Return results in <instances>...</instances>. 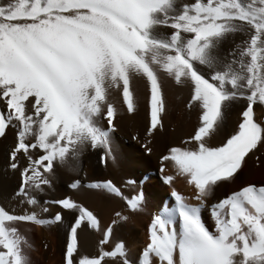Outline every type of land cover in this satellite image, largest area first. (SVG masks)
I'll use <instances>...</instances> for the list:
<instances>
[{
	"label": "snow or ice",
	"instance_id": "obj_1",
	"mask_svg": "<svg viewBox=\"0 0 264 264\" xmlns=\"http://www.w3.org/2000/svg\"><path fill=\"white\" fill-rule=\"evenodd\" d=\"M135 80L150 94L138 141L146 155L164 130L165 80L188 89L185 107L198 119L187 139L158 156L173 203L150 214L133 253L113 237L128 215L116 211L102 227L94 210L69 196L42 204L38 197L60 171L86 177V153L118 167L110 97L119 92L134 113ZM10 135L18 208L0 205V264H35L32 228L63 225L62 212L74 214L62 264H264V183H244L212 202L250 161L264 167V0H0V141ZM178 179L190 196L176 190ZM68 187L119 198L131 214L145 210L142 191L126 197L111 179L77 178ZM46 205L61 211L45 218ZM206 207L213 226L202 218ZM87 230L100 234L93 250L82 241Z\"/></svg>",
	"mask_w": 264,
	"mask_h": 264
},
{
	"label": "bare ground",
	"instance_id": "obj_2",
	"mask_svg": "<svg viewBox=\"0 0 264 264\" xmlns=\"http://www.w3.org/2000/svg\"><path fill=\"white\" fill-rule=\"evenodd\" d=\"M134 99L136 111L132 114L127 112L122 102V97L117 91L111 94V100L117 109V116L114 121L116 131L113 134V145L119 161L118 167L111 164L104 168L98 163V155L95 152L86 153L82 158V167L87 173L77 176L66 170L57 173L51 190L39 196L41 204L44 200L60 199L69 196L77 202L94 210L101 219L102 227L111 222L116 211L129 216L127 222H119L113 237L124 239L132 247L133 253L137 252L146 239V228L150 221V214L158 211L164 204L171 206L173 200L170 196L171 189L161 180L159 171L158 156L165 147L171 144H178L180 140L187 139L197 125L198 113L196 110L186 109L189 92L187 88H179L172 81H164L165 112L163 117V132L153 137V153L146 155L140 148L145 129L149 121V91L144 80L133 82ZM239 116V105L233 108L229 115V127H235ZM137 140H133V136ZM11 142V135L8 141H0V205H9L18 208L12 193L18 188L19 174L8 167L6 155L7 145ZM171 168H165V174H170ZM81 179L82 183L93 180L111 179L121 188L126 197H131L143 192L145 197V210L143 213L131 214L125 210V202L119 198H109L105 195H93L90 192L73 190L68 187L73 179ZM128 181L133 183L129 184ZM255 182L264 183V167H259L249 162L248 168L241 179L231 185H227L217 194L215 199L221 198L233 190H237L242 184ZM174 187L178 192L186 196L191 195V189L182 181L177 180ZM49 208L44 213L45 218H51L57 211H61L56 205H46ZM64 224H53L49 227L34 226L31 232V239L37 249L32 254L35 264H62L64 244L67 236V228L74 219V214L62 212ZM202 218L209 226L213 221L206 207L202 210ZM100 238V234L87 230L82 233V241L88 250H93ZM49 245L43 249V244Z\"/></svg>",
	"mask_w": 264,
	"mask_h": 264
},
{
	"label": "rangeland",
	"instance_id": "obj_3",
	"mask_svg": "<svg viewBox=\"0 0 264 264\" xmlns=\"http://www.w3.org/2000/svg\"><path fill=\"white\" fill-rule=\"evenodd\" d=\"M52 200H55V199H52Z\"/></svg>",
	"mask_w": 264,
	"mask_h": 264
}]
</instances>
